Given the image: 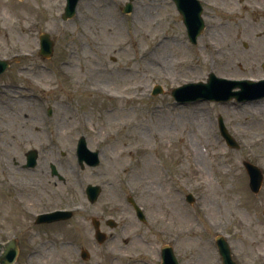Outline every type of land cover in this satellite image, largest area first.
Returning <instances> with one entry per match:
<instances>
[{"label": "rangeland", "instance_id": "1", "mask_svg": "<svg viewBox=\"0 0 264 264\" xmlns=\"http://www.w3.org/2000/svg\"><path fill=\"white\" fill-rule=\"evenodd\" d=\"M127 1L80 0L77 14L63 20L66 0H0V58L11 60L0 76V167L6 162L15 176L44 179L58 194L67 188L68 206L88 183L105 181L95 209L116 202L129 213L122 218L128 224L114 231L107 248L87 243L96 241L90 227L42 226L49 231L41 227L38 235L1 184L0 220L5 218L9 235L27 230L38 242L55 231L58 243H86L90 258L78 257L81 264H161L166 244L181 264H222L219 234L239 262L264 264V183L254 194L244 165L249 161L264 172V98L251 109L235 99L180 104L171 94L184 83L207 81L211 72L228 77L230 67L240 68L244 60V70L264 74L261 52L245 39L264 32L243 28L264 23V0H223L237 15L226 25L204 3L207 27L196 44L172 0H134L133 11L124 13ZM43 32L56 38L47 59L38 55ZM217 84L213 96L231 85ZM159 85L163 91L154 94ZM219 117L239 147L227 144ZM81 135L100 150V166L79 168L75 148ZM28 150L40 152L38 172L20 167ZM49 162L63 165L66 187L48 174ZM189 192L193 203L186 200ZM128 196L144 208L145 223ZM46 243L34 246L33 254L21 250L17 264H71L77 255L72 247Z\"/></svg>", "mask_w": 264, "mask_h": 264}, {"label": "flooded vegetation", "instance_id": "2", "mask_svg": "<svg viewBox=\"0 0 264 264\" xmlns=\"http://www.w3.org/2000/svg\"><path fill=\"white\" fill-rule=\"evenodd\" d=\"M202 3L210 4L212 9L216 12H219L220 15L224 16V24L226 25L229 23L230 19L232 17H236L237 15L235 10L233 9L235 6L230 3H225L217 0H201ZM175 7L180 15V12L178 10L177 4H175ZM221 9V10H219ZM6 149V146H4ZM47 146L44 147V151L46 150ZM30 151V150H28ZM27 151V152H28ZM26 152V153H27ZM38 152V151H37ZM40 152H38L39 154ZM26 159V158H25ZM39 159V158H38ZM5 164L0 167L2 169V173L4 174L3 178L0 177L1 185L7 186V190L12 193V197L14 200L19 204L21 210L23 213H25L29 219H31V222L29 223L30 228L33 230H38L42 226H51L53 228H81V230H88L87 227H90V230L88 233L91 232V229L94 232V236L96 234V225H94V222L97 224L99 229L103 234H100L101 237L104 238L103 242L97 241H90L88 240L87 243L91 244L95 247H105L107 248L109 246V240L116 238V235L113 234V232L119 228L122 227V229H125V225L128 224L127 221L124 222L122 218L129 215V213L124 210L123 208L117 207L116 202L112 203L108 209L106 208H100L95 209L96 203H91L88 199V196L86 194V188H83L81 198L79 200H76L74 202V207L76 210L71 213V216L68 218L62 217L56 221L53 222H43L38 223L37 222V216L40 213L52 211L55 209H66L67 202L65 201V197L67 195V188L61 190V194L57 193V190L51 186L49 188L48 186L50 183L44 179H39V181H35L32 178H28L27 176L18 177L15 176L13 173V168L10 164ZM26 160L24 163L21 164V168L31 171V172H38V163L35 167H27L26 166ZM60 163V162H58ZM52 162H49V168L47 169L48 174L55 178V184L58 185L59 183H62L63 187H66L67 184V176L66 171L63 168V165H57V173L54 174L51 167ZM79 168L81 170L86 169H93V167L90 166H84L78 162ZM59 182V183H58ZM263 186V185H262ZM262 188V187H261ZM260 188V190H261ZM260 192V191H259ZM123 218V219H124ZM121 219V220H120ZM113 227V228H112ZM42 229L45 230L46 233H48V229H45L42 227ZM8 227L6 224V220L4 217L0 220V234H5L4 236H7ZM22 231V232H21ZM27 230L23 231L20 230L19 233L16 235V239L18 241V246L20 247V251L29 248L31 251L35 249L36 245H42L44 246L47 244L46 242H52V244H59L60 246H66L67 248L72 247L73 250L77 252V255L73 254L70 259L71 264H81L80 262H76L78 257L81 259V261H84L82 257V251L84 249H89L86 243H81L79 240H76L75 238L72 239H65L62 240L60 243L57 242V238L52 236L55 235V231H50V234L45 238L43 241H34L32 235L27 234ZM64 234V233H63ZM40 235V232L39 234ZM26 236V238H24ZM5 237H3V241L5 240ZM128 244L130 243L127 242ZM35 246V247H34ZM108 250V249H107ZM72 254V253H71ZM90 256V255H89ZM73 257V258H72ZM77 257V258H75Z\"/></svg>", "mask_w": 264, "mask_h": 264}, {"label": "water", "instance_id": "3", "mask_svg": "<svg viewBox=\"0 0 264 264\" xmlns=\"http://www.w3.org/2000/svg\"><path fill=\"white\" fill-rule=\"evenodd\" d=\"M133 1V0H130ZM179 3L180 10L184 16V20L186 24L188 25L190 29V34L193 40H195V37L198 35L199 31L202 30L204 23L201 16L202 7L198 0H176ZM79 0H67V5L65 7V13L63 14V18L67 19L72 17L76 13V8ZM132 10V2H128L125 7V11L129 12ZM41 39V54L44 57H49L53 54V48H54V40L50 39L49 34H43L40 36ZM9 62L7 60L0 59V74L4 72V70L8 67ZM216 81L214 78L210 80L209 84H198V85H191V86H184L180 88L177 94L176 91H174V95L176 98L182 101L186 100H195L199 97L202 98H210V99H217V100H225L229 99L232 96H236L239 100H246L251 99L255 97H261L264 95V81H261L259 83H252L249 81L235 82V85H240L242 87V90L236 93H230L231 88L226 93H222L219 96H213V93L210 91L211 87L213 86V82ZM234 85V86H235ZM199 87L197 89H204L203 92H198L200 90L194 89L193 87ZM194 89V90H192ZM160 91V88L156 90V92ZM186 91V93H185ZM193 91V92H192ZM223 134L227 137L229 143L234 144L233 140L230 138V136L227 134L226 130L222 127ZM86 150V151H85ZM88 152V154L86 153ZM80 153L82 157L90 156L91 154L93 157H97V153H90V151L86 148L85 145V139L82 138L80 142ZM31 157V156H30ZM35 157L32 156V164L35 163ZM95 163V162H94ZM248 167L249 171L251 172V185L254 188L258 186L259 178L258 173L260 172L255 166L249 164L248 162L245 163ZM258 178V179H257ZM89 194L93 196V200L95 197H97L99 193V188L90 187L89 188ZM218 245H219V251L223 256V264H236L231 257L230 249L228 246V243L222 238L219 237L217 239ZM1 247V246H0ZM17 254V250H15V247L13 245H9L5 252L3 253L2 258H4L3 261H1L2 264H8L10 260L14 259ZM163 263L162 264H178V261L176 259V256L174 255L173 249L170 246L163 247V254H162Z\"/></svg>", "mask_w": 264, "mask_h": 264}, {"label": "bare ground", "instance_id": "4", "mask_svg": "<svg viewBox=\"0 0 264 264\" xmlns=\"http://www.w3.org/2000/svg\"><path fill=\"white\" fill-rule=\"evenodd\" d=\"M6 2V0H5ZM243 28L246 30L251 31V33L254 35V33H258L263 31L264 32V23H245L243 24ZM245 39L248 40L253 46H255V48H258L260 53V58L259 61L260 62H264V35H255L254 38L253 36H245ZM211 44V48H213L214 50H218V46L216 43H210ZM156 59L155 56H152L151 63L154 62V60ZM238 66H240V68H237L235 65L231 66L230 68H232L233 72H229V74H226L228 76V78L230 79H250V80H260V79H264V74H262V72L260 70H257L255 72H249L248 70H244L247 66V61H240L238 63ZM260 102L259 100L257 101H251V102H245L242 103V105L248 104L246 105L247 107H251V109H253V103H258ZM198 110H201L200 108H197ZM200 154V152H198Z\"/></svg>", "mask_w": 264, "mask_h": 264}]
</instances>
